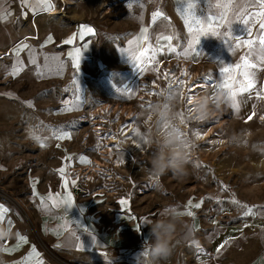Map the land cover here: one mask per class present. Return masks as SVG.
<instances>
[{
  "label": "rangeland",
  "instance_id": "rangeland-1",
  "mask_svg": "<svg viewBox=\"0 0 264 264\" xmlns=\"http://www.w3.org/2000/svg\"><path fill=\"white\" fill-rule=\"evenodd\" d=\"M22 1H18L19 10L15 14L25 16L28 10H23L25 5ZM47 1L54 4L56 9L52 12L47 10L45 15L39 17L27 16L23 19L19 16L17 23L21 19L22 21L19 23L20 26H15L17 41L11 47L14 50L4 52L0 49V205L9 208L17 206L20 209L23 207L24 220L27 222L29 220L26 213L29 212H26L28 209L26 207L31 208L32 201L27 194H22L21 190L27 193L29 185L26 181H31L33 174L37 175L38 170H41L40 175L43 178L49 177L51 182L58 180L65 185L64 179L72 176L70 172L65 173V178L59 174L58 170L64 168L65 163L78 164V160L84 157L83 163L93 166L86 160L97 155L101 158L99 149L103 138L98 137L94 131V121L91 116L93 111L104 108L106 104L115 107L132 106L138 111L137 125H143L145 119L153 113V105L167 104L178 114L187 110L182 105L183 100L181 103L177 100L180 96L179 92L169 99L173 90L180 87L178 80L176 87L170 88L169 84L173 82L170 80L174 78L168 76V80L167 77L165 80L163 77L165 72L163 68L169 63L161 66L156 73L148 75L146 79L152 83L157 80V76H160L158 82L163 89L162 92L167 96L162 97L156 90L152 99L150 95L148 96L145 107H141V102H137L134 98H127V100L119 96V90L109 94L89 79L87 80L90 84H80L75 79L68 81L58 76L56 79L44 77L38 69L39 61L44 56L54 58L58 54L54 52V49L61 47V42L58 40L68 30H75L74 28L77 27L85 33L82 26H87L92 28L93 32L86 34H93L95 30L103 28V30L113 29L115 34L120 35L128 28L131 10L133 14V9L139 8L144 0ZM156 1L159 3L158 6L162 7L169 3V0ZM170 1L173 3L175 0ZM53 12H57V15H50ZM138 16L136 13V18ZM139 17L142 20L143 16ZM38 43L40 46H37ZM25 45L27 47H24ZM103 46L105 45L101 47ZM39 48L43 49L44 54L37 52ZM61 55L64 56V54ZM60 57L58 54L57 58ZM183 64L182 62L172 63L170 74L177 77L182 75L181 80L183 77L187 78L181 74L185 67H188L189 72L196 73L199 79L210 74L205 64L188 63L185 67ZM125 81L124 84L128 82L127 79ZM183 90L182 88V92ZM148 92H154L151 85L147 88L146 93ZM205 92V94H211L212 88L209 87V90ZM77 102H79L77 110L65 111L66 106L76 105ZM101 113L96 114V117H102L106 121L103 123L107 129L106 135H102L105 139L112 136V133L113 135L123 133V128L127 124L123 114H111L106 109ZM185 113L189 116V113L186 111ZM220 113L228 122V128L223 133L225 140L211 148H208L206 143L193 145L192 150L198 153L200 159H203L200 155L201 151L206 154L209 151L210 155L201 161V168H198L194 161L189 162L186 179L177 180L170 172L161 177L150 175L149 160L154 151L152 141L156 139L158 130L168 127L167 122L163 120L157 123V117L154 115L151 129L142 128L149 157L130 158L127 162H120L122 165L129 163V168L122 167L120 170L113 171V175L109 177L106 174L95 175L90 179L89 184L95 187L101 183H108L109 191L104 194L110 199V205L114 206V214L119 213L121 218H125L121 224L129 225L128 218L132 217L135 223L140 225L139 231L145 229L148 239L152 237L150 225L145 223V220H155L168 209H175L174 212L177 214L192 211L191 217L180 216L191 227L203 229L211 211L215 208L216 211L222 212L225 207L232 206L238 211L237 206L251 204L256 199L264 200V120L261 119L264 116V110L256 107L255 110L242 111V113L232 110L220 111ZM249 116L252 118L248 119ZM187 119L189 134L192 137L195 136V131L200 125L205 126L202 129L204 132L211 124V122L200 124L192 118ZM54 130L71 131L72 138L57 140ZM233 133L238 138L237 143L229 142L228 138ZM249 134L250 142L245 143L244 136ZM80 141L81 143L87 141V149H77ZM42 144L45 146L42 147ZM118 154L120 152H114V156ZM67 155H71L72 159L66 160ZM36 157H40L44 165L37 162ZM44 159L50 160L43 162ZM122 173H127L131 178L124 180V183L119 182ZM66 186L69 184L67 183ZM52 187L54 188L53 185ZM121 200H126L127 203L121 204ZM190 200L194 204L202 202L201 207L189 209ZM91 211L92 209L89 213ZM224 211L226 219H230L234 213L232 208L226 209L225 213ZM139 231L134 235L140 237ZM173 258L176 257L172 253L168 260ZM56 264H60L58 259ZM160 264L165 262L160 261Z\"/></svg>",
  "mask_w": 264,
  "mask_h": 264
},
{
  "label": "crops",
  "instance_id": "crops-1",
  "mask_svg": "<svg viewBox=\"0 0 264 264\" xmlns=\"http://www.w3.org/2000/svg\"><path fill=\"white\" fill-rule=\"evenodd\" d=\"M18 1L0 0V49L4 52L14 50L11 47L17 41L15 26H20L19 23L22 21L21 19L17 23L19 16L23 19L27 16L39 17L49 10L47 0H27L26 3L23 0L22 3L25 5L23 10L28 11L25 12V16L15 14L19 10ZM168 2L167 6L162 7L158 6L159 3L156 0H144L139 8L133 9V14L131 10L128 28L120 35L115 34L113 29L103 30V28L95 30L93 34L83 33L77 27L74 28L75 30H68L58 40L61 42V47L54 49V52L60 54L61 57L57 58L58 54L54 58L44 56L39 61V72L47 79H56L58 76L68 81L75 79L80 84L89 83L87 80L89 79L109 94L119 90V96L130 99L135 97L139 80L156 73L164 64L175 62L205 64L210 73L206 76L214 79L217 84L221 82L219 76L221 62L228 65L240 64L242 56H249L250 62L257 65L256 68L249 69L253 74L256 87L252 92L241 93L237 96L238 110L233 109L231 102L228 105H221L219 112L232 110L242 113V111L255 110L256 107L264 110V99H258L256 95L258 90L264 88V63L261 62L258 43L251 50L241 47L232 52L228 50L221 37L203 36L200 44L196 46V50L201 54L196 56L193 52L185 56L182 53L188 51V44L191 41V34L185 20L188 3H195L194 11L197 17L206 19L210 11H219L213 7L217 0H211V2L209 0H175L173 3L169 0ZM220 2L223 3L224 0ZM246 5L249 6V12L261 11L258 5L252 4V0H236L233 9L238 10ZM157 11L162 15L153 23L152 16ZM136 13L143 16L142 20L139 16L136 18ZM228 19L233 20L232 12L229 13ZM259 23L258 20L251 25L252 35L246 37L247 39L258 41L261 32ZM145 27L148 28L147 42L141 44L139 48L136 46L130 48L132 42L140 37ZM226 27L227 25L219 31L224 33ZM232 27L234 35H246L244 25L233 22ZM163 36L173 38L171 45L176 48V53L169 50L168 43L161 39ZM69 40L72 42L65 43ZM103 44L105 46L101 47ZM37 46H40V43ZM149 46L156 50L151 53L155 59L151 62L145 60L139 65L144 70L139 71L126 54ZM77 50L80 55L78 69L72 60ZM37 52L44 54L41 48ZM177 53L181 54L177 55ZM126 79L128 82L124 84ZM241 79L242 77L237 72L236 80ZM195 80L201 79L197 77ZM190 84L192 82H188V86ZM237 87L238 85L234 83L233 90ZM81 141L77 149H87L88 144L81 143ZM94 149L96 150L95 147ZM123 149H125L124 146ZM68 157L72 156L67 155L65 159L69 160ZM130 158H135L134 154L123 150L116 156H109L105 161L110 165L112 161L127 162ZM97 159H100L99 155L88 158L86 161L94 165ZM35 160L44 165L40 157H36ZM48 160L50 159H44L43 162ZM87 165L89 164L81 162V159L78 160V164L65 163V173L70 172L71 174L74 169L83 171ZM40 172L41 170H38L37 175L33 174L31 177V181H26L29 185L27 193L21 190L22 194H27L32 201L31 208L26 207L28 208L26 212L30 213H26L29 215L28 222L24 220L23 207L20 209L17 206L11 208L4 206L9 210L5 221L11 220L13 235L0 240V264H38V261H42V264H56L57 259L59 262L63 261L68 264H109V261L111 264H139L140 253L144 247H148L151 241L150 237L147 238L143 227V230L139 231V224H136L132 217L128 218L129 225L121 224L125 218H121L119 213L114 214V206L110 205L108 197L83 199L64 183V191H56L55 185L61 183L58 180L51 182L49 177L43 178ZM121 177L125 181L131 178L127 173H122ZM50 195L60 200H65L70 196L71 207L66 209L63 203L59 207L54 206L52 201L47 200ZM42 197L45 198L44 203H41ZM263 201L256 199L251 204H243L252 210L248 215L245 214L247 209L244 207L237 206L238 211L232 206L225 207V211L234 209L230 219H226L223 214L224 210L219 212L215 208L211 211L203 229L191 227L190 235L183 232V236L174 242L173 247H175L172 253L176 258L164 261L165 264H264ZM90 209L92 211L89 213ZM0 224L8 227L6 222ZM137 231L140 237L134 235ZM73 232L80 237L79 242L72 235ZM21 237L26 238V243L20 244L17 248ZM91 237H95V243ZM80 242L84 243L83 249L78 247ZM10 249L16 250L9 252ZM217 249L220 250L217 251ZM33 250L38 253V256L33 257ZM185 255L188 257L186 261L183 259ZM30 257L32 259H29Z\"/></svg>",
  "mask_w": 264,
  "mask_h": 264
},
{
  "label": "snow or ice",
  "instance_id": "snow-or-ice-1",
  "mask_svg": "<svg viewBox=\"0 0 264 264\" xmlns=\"http://www.w3.org/2000/svg\"><path fill=\"white\" fill-rule=\"evenodd\" d=\"M26 3L27 0H24ZM211 2V0H209ZM236 0H224L223 3L220 2V0H217V2L213 5L215 9H219L217 12L210 11L207 14L206 19H201L200 17H197L194 9H195V3L189 2L188 3V8L186 11L185 15V20L188 25V31L191 34V41L188 44V51L183 52L182 54L185 56H188L192 54L193 52L195 53L196 56H199L201 53L196 50V46L200 44L201 37L203 36H216V37H221L222 41L227 45L228 50L235 52L237 49L241 47H247L250 50L253 49L254 46L259 45L258 52L260 53L261 56V62L264 63V0H252V4L258 5L261 9V11L258 12H249L248 10V5L239 8L238 10L233 9V5L235 4ZM52 5L49 2L48 3V9L51 10ZM233 13V20H229L228 16L229 13ZM162 13L159 11L154 12L152 16L153 23H155L156 19L160 17ZM260 21L259 27L261 29L260 35L257 40H252V39H247L246 37H251L252 35V28L251 25L255 24L257 21ZM235 22L236 24H241L245 26V32L246 35L243 36H238L233 34V27L232 24ZM224 33H221L219 31L220 28L225 27ZM84 32L92 33L93 29L87 26H82ZM148 28H143L140 37L137 38V40L132 42V45H130V48L133 46H136L139 48V46L143 43H146L148 40ZM83 34V33H82ZM162 40L166 41L168 43L169 50L173 53H176V48L172 47L171 41L172 37L171 36H163L161 37ZM72 41H65V43H71ZM24 47H27L25 45ZM162 50V49H161ZM156 51L155 49H152L151 46L142 48L138 50L137 52H130L126 54L128 58H130L134 64L135 67L138 68L139 71H143V68H140L139 65L144 63L145 60L151 62L152 60L155 59L154 55H151L152 52ZM18 54V53H17ZM181 53H177V55H180ZM72 60L74 61L75 67L78 69L79 68V63H80V55L79 51L77 50L76 53L72 56ZM221 67H220V79L223 83L224 89L227 92L231 102H232V107L234 110H238L239 108V102L237 101V96L241 93L245 92H252V90L256 87L255 80L253 77V74L249 71V69H254L257 67L255 63L250 62L249 56H242L241 57V63L240 64H224L221 62ZM239 72V75L242 77L241 80L237 81L236 80V74ZM184 75H187V72L184 73ZM167 76V74H166ZM183 81H179L180 87L178 89L173 90V92L170 94L169 99L173 97V95L176 94V92H179L182 95V88H183ZM237 84L238 87L236 90H233V84ZM209 86L212 88V93L214 94L217 91V84L212 83L211 81L209 82ZM169 87L171 88V83L169 84ZM191 92V90H190ZM210 94V95H211ZM199 95L198 92H193L191 93L188 98H187V103L188 105L192 104L193 97ZM257 98L258 99H264V88H261L256 92ZM78 103L76 105H70L65 107V111L70 112L73 110L78 109ZM192 109L191 107L189 108V112H191ZM254 115V113H253ZM252 117L249 116L248 119H251ZM262 120H264V117H261ZM181 123H184L183 117L181 118ZM167 126V125H165ZM135 135L139 136L140 134L138 132L135 133ZM197 139H201L202 136L199 133H195ZM54 136L57 140H65V139H71L72 138V132L71 131H55L54 130ZM141 140H143L144 143H147L146 139L144 137H140ZM42 147L45 146L44 144L41 145ZM69 160H71V157H68ZM81 162H84L85 158L81 157ZM59 174L61 175L62 178H65V168H61L58 170ZM65 185H67L68 181L65 178L64 179ZM45 198H41V203H44ZM47 200L52 201L53 205L56 207H59L61 203H63L67 207H71V198L70 196L65 199V200H60L57 197L49 196L47 197ZM121 204H126V200H121ZM236 203H239L236 201ZM202 205L201 203H193L191 200L188 202V208H200ZM45 208H47V204L44 205ZM241 207H244L247 209V212L245 213L246 215L251 214V209L248 208L247 205H241ZM8 209L4 207L3 205H0V223H7V226L9 230L12 228V222L11 220L5 221V217L8 214ZM81 211H83L81 209ZM176 211L175 209H168L166 212H174ZM179 215H187V216H193L192 211L188 212H180L178 213ZM160 215H163L161 213ZM145 223H150V220H145ZM140 227V225H138ZM67 228V226H65ZM87 231V229H84ZM72 235L75 237V239L79 242L80 237L76 236L75 232L72 233ZM93 243H95V237H91ZM26 243V238L21 237L20 238V243L17 245V248L20 246V244ZM78 247L83 249L84 243L80 242L78 243ZM223 245L221 246V248ZM16 249H10L8 250L9 252L15 251ZM220 249H217L219 251ZM147 251V247H146ZM38 256V253L33 250V257ZM29 259H32L30 257ZM38 264H42V261H38ZM109 264L111 262L109 261Z\"/></svg>",
  "mask_w": 264,
  "mask_h": 264
},
{
  "label": "clouds",
  "instance_id": "clouds-1",
  "mask_svg": "<svg viewBox=\"0 0 264 264\" xmlns=\"http://www.w3.org/2000/svg\"><path fill=\"white\" fill-rule=\"evenodd\" d=\"M231 100L224 89L222 81L217 83L214 94H199L193 97L191 104L192 119L199 123L209 122L214 119L221 105H228ZM153 115L157 123L161 120L167 122L168 127L157 131L156 139L152 141L154 151L149 160V173L153 177H161L171 173L177 180H184L188 176L190 162L189 150L194 141L190 140L180 124L177 122L179 114L172 111L167 104L153 105ZM230 143H237L236 134L229 138ZM150 236L152 237L147 251L144 247L140 253L139 264H160L167 261L174 251L173 243L178 233L183 231L191 234V226L185 223L182 217L175 212H163L159 218L150 221ZM13 235L12 230L0 224V240H5Z\"/></svg>",
  "mask_w": 264,
  "mask_h": 264
},
{
  "label": "bare ground",
  "instance_id": "bare-ground-1",
  "mask_svg": "<svg viewBox=\"0 0 264 264\" xmlns=\"http://www.w3.org/2000/svg\"><path fill=\"white\" fill-rule=\"evenodd\" d=\"M52 5V4H51ZM56 8L54 6H52L51 10H49V12H52L53 10H55ZM50 15H57V12H53L50 13ZM88 33V32H85ZM184 63V64H183ZM183 67L187 66V63L182 62ZM172 65L169 64L167 66H165L163 69L165 71V73L167 74V80H168V76H171L172 78H176V75L170 74L172 72L171 69ZM187 72V75H184V73ZM184 76H187L182 78L183 83V92L182 95L180 94V96L178 97V102L181 103V100H183L182 105L184 106V108H186L187 110H185L187 113L189 112V108L191 107V105H188V103H186L188 96L193 93V92H198L199 94H205L206 90H209V82L211 81L212 83H215V80L210 78V77H202L201 80H195L197 79L196 77H198V75L196 73H192L188 71V67L184 68V71L181 73ZM163 76V75H161ZM182 76V75H181ZM178 78V77H177ZM147 78H143L142 81L139 82V85L136 89V94L134 99L137 102H141V107H145V105L148 103L147 98L148 96L151 97L154 96L156 94V90L160 92V95L163 97L167 96L166 93H163V89L160 86V83L158 82V80L160 79V76H157V80L153 81L152 83L149 82L148 80H146ZM166 80V79H165ZM172 81V79L170 80ZM181 81V80H179ZM196 81V82H195ZM174 82V81H173ZM188 82H192L191 86L189 87V89H191V87H193V89L190 90L187 88L188 86ZM176 83H178V80L176 81ZM179 84V83H178ZM151 85L152 89L154 90V92H148L147 88L148 86ZM176 86V84L171 85L172 88H174ZM183 108V109H184ZM108 110L111 114H116V115H122L126 117V121L127 124L124 126L123 128V133H124V138L119 139V140H115V137H110L111 140L113 142H111L108 138L107 142L109 143V145L106 147L105 152L102 153V156L104 158V160L97 159L94 161V165L93 166H87L86 167V171H87V176L92 179L95 175H113V171L116 170H120L122 167L123 168H129L128 164H124L122 165L120 163V161H112V163L109 165V163H107L105 160H107V158L109 156H113L114 155V149H113V145H111V143H116L118 142V144L116 145L117 148L121 151L125 150V152H128L130 154H134V157L139 158V159H145L146 157H149V152L147 151V148L145 145V143H143L141 140V136H143V132H142V128L147 129H151L152 123L154 122V115L151 114L149 118L145 119V122L143 125H137L138 124V111L135 110L134 107L132 106H127V107H122V106H110L109 104H106L104 108H100L97 109L95 111H93L91 113V116H93V126H94V131H97L99 134H102L100 131L105 130L106 128L104 127L103 123H105L106 121L102 119V117H96V114H102L101 112ZM185 111H183L182 113L179 114L178 116V120L177 122L180 124V127L182 128V130L187 133L188 137L190 140L194 141V145L196 144H201V143H206L208 144V148L211 147H215L216 143H222L225 138L223 137V133L225 132V130L228 128V122L225 120V118L222 116V114L217 111L214 119H212L211 124L208 128V130L206 131H202V129L205 127H201V125L197 128V130L195 131V133H199L202 138L201 139H197L196 135L194 137H192L189 134V120L187 118H189L190 116H187ZM177 113V112H176ZM183 117V121L184 123H181V118ZM264 117V116H263ZM206 123V122H205ZM200 124H204V123H200ZM160 131V130H158ZM138 132L140 135L137 136L135 135V133ZM246 141L245 143L250 142V134L244 136ZM145 139V137H144ZM238 139V138H237ZM227 142V141H226ZM225 142V143H226ZM123 145L124 148L123 149ZM189 154H190V162L194 161L196 163V166L198 168H201V161L203 159H205V157H208V154H206V152L201 151V156L203 157V159H200L198 153L195 150H192V148L189 150ZM107 166V167H106ZM108 168V169H105ZM120 181L121 183H124V180L122 177H120ZM27 218H29V215L26 216Z\"/></svg>",
  "mask_w": 264,
  "mask_h": 264
},
{
  "label": "built area",
  "instance_id": "built-area-1",
  "mask_svg": "<svg viewBox=\"0 0 264 264\" xmlns=\"http://www.w3.org/2000/svg\"><path fill=\"white\" fill-rule=\"evenodd\" d=\"M52 6L56 7L54 4H52ZM163 77L166 79V73L165 72H164ZM172 80L174 82H172L171 85L177 84L176 81L181 80V77L178 76V78L176 77ZM192 89H193V87L191 88V90ZM106 130L107 129L100 131L102 134H99L97 131H95L97 133L98 137L103 138V141L101 142L100 149H99L100 150L99 154L101 156V159L103 158L102 153L105 152L106 147L109 145V143L107 142V139H105L102 136V135H106ZM113 134L114 133H112V136H110V137H115V140H119L121 138H124V133H119L118 135H113ZM86 137H87V135H86ZM86 137H85V139H86ZM110 137L108 139L111 142H113ZM104 141H105V143H104ZM85 143H87V141H84V144ZM117 144H118V142L111 143V145H113V149L115 150L114 152H120V150L116 146ZM103 160H104V158H103ZM87 174L88 173L86 171V168L83 171H80V170L78 171V170L74 169L72 174H71L72 176H67V181H68V184H69L70 188L72 189V191H74L78 195V197L83 198V199H86L89 197L105 196L104 193L109 191V189L107 187L108 183H101L95 187H91V185L89 184L91 181H90V178L87 176ZM109 176L110 175H107V177H109ZM64 189H65V186L63 184H59L56 186V191L63 192ZM182 236H183V231L178 233L174 242L177 241ZM183 259L186 261V260H188V257L185 255L183 257ZM60 264H68V263L60 261Z\"/></svg>",
  "mask_w": 264,
  "mask_h": 264
}]
</instances>
